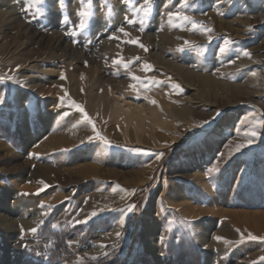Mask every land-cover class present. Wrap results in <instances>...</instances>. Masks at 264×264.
<instances>
[{"label":"rangeland","instance_id":"374dc122","mask_svg":"<svg viewBox=\"0 0 264 264\" xmlns=\"http://www.w3.org/2000/svg\"><path fill=\"white\" fill-rule=\"evenodd\" d=\"M142 5L91 0L81 31L89 0H44L40 15L0 0V77L18 82L0 83V213L15 221L0 227V264H264V0H153L143 30ZM66 124L87 136L39 152ZM86 163L94 174L81 177Z\"/></svg>","mask_w":264,"mask_h":264},{"label":"snow or ice","instance_id":"6c2138e0","mask_svg":"<svg viewBox=\"0 0 264 264\" xmlns=\"http://www.w3.org/2000/svg\"><path fill=\"white\" fill-rule=\"evenodd\" d=\"M83 2V0H82ZM179 3H180V6L181 8H186V7H189V0H179ZM44 4V0H25V5H26V8H25V11H31L33 12L34 15H40L42 14L43 12V9L40 7L41 5ZM59 4L61 5V7L64 6L65 4V0H59ZM153 0H143V5H142V11H143V15L140 16V19H139V24L141 25V30H143V26L149 21L150 17L152 16V13H153ZM94 17V12L92 11V8H91V0H89V8L87 10H80L78 12V24L76 25V27H78L81 31H84L86 30L88 27H89V23L90 21L92 20V18ZM126 19V22L129 23V24H133V23H136L137 21L135 19H131L129 20L127 17L125 18ZM168 19L169 21H172V22H175V21H180L182 23H190L193 25V29H196L197 28V24L198 22L196 21H193L191 20L190 17H188L187 15H183L180 11H176V12H168ZM68 21V17L67 16H64L62 18V22L66 23ZM120 32H124V29L123 28H120L119 29ZM202 31H204L205 33L207 32H211L212 30L209 29V28H203ZM73 35H76V32H73ZM125 35H127V33H125ZM116 37H109V39H114ZM208 40L211 41L212 40V37L209 36L208 37ZM74 43L76 41H73ZM129 43H132V44H139V41L138 40H131V41H128ZM186 44L189 43V42H185ZM231 42L227 39L224 40L223 42V45L220 46L219 48V52L220 53H226L228 51V46ZM139 47L143 48L145 51H147V48L143 45V44H139ZM183 50V49H181ZM244 56H249L250 54L246 51H244L242 53ZM234 62V61H232ZM120 63V61L118 60H114L113 61V64H118ZM149 66L145 65V68L147 69ZM61 79H65V77L62 75L61 76ZM5 81H11L12 83H18L12 76H7V77H0V83H4ZM62 99V98H61ZM6 102V95L3 93L2 90H0V105L4 104ZM151 103L155 104L156 101L153 100L151 101ZM75 108L78 112L82 113L84 115V119L85 120H88V117H87V114L84 112V109L81 108L79 105H75ZM64 116H68L70 115V113H63ZM219 115V112H217V116ZM213 119H215V117H213ZM204 124H207L209 123V121H204L203 122ZM257 126H262L261 122L257 121L253 127L251 128L250 131H248L246 134H245V143H239V144H236L235 146V152H240L242 149L252 145L254 143V140L255 138L259 135V133L256 131V127ZM93 131H95V127L93 125ZM97 136H99V133L96 134ZM89 140H92L93 137H89L88 138ZM104 143L106 146H111L110 142H108L107 140H104ZM64 151H70L69 150H64ZM162 155V154H161ZM157 159H160V155H157ZM218 169L213 167L212 169H210V171L212 172H215L217 171ZM41 183H43V181H41ZM40 191H43V189H40ZM43 207V205H42ZM135 206H129L127 208V213H131L133 210H134ZM125 213V214H127ZM45 215L47 213H44ZM97 213L95 211H93L89 217H87L85 220L83 221H80V220H77L75 221L76 224H79V223H87L89 219H91L92 217L96 216ZM31 232H36L37 229L33 228L30 230ZM120 233L117 232L116 233V236L117 238L119 239L120 238ZM249 239H256V237L254 236H249L248 237ZM163 237H161V241H163ZM217 242H221L223 241L225 244H229L231 243L230 241H227L225 240L224 238L222 237H215L214 238ZM25 248L27 246H24ZM101 247H105L104 245H101ZM105 255H107V253H105ZM261 260H264V258H261Z\"/></svg>","mask_w":264,"mask_h":264},{"label":"bare ground","instance_id":"6f19581e","mask_svg":"<svg viewBox=\"0 0 264 264\" xmlns=\"http://www.w3.org/2000/svg\"><path fill=\"white\" fill-rule=\"evenodd\" d=\"M70 83L71 85L75 84V80L72 77H69ZM96 84V83H94ZM94 101L96 102V105L100 106H105L108 101H109V97H108V92L107 90L103 89L101 91V94L95 95L93 97ZM67 125V124H66ZM64 125V126H66ZM68 126V125H67ZM77 127L74 126H68L67 129H63V128H58L56 131H54V133L52 135H50L47 140L42 143L39 147H38V151L39 152H46V151H53V150H59V149H68V148H73L76 145H78L82 139H84L85 136H87V132L81 131L80 129H76ZM6 150V147L4 148L2 142H0V148H2ZM7 152V151H5ZM9 152V151H8ZM13 153V152H12ZM14 154V153H13ZM1 155V154H0ZM5 155V154H4ZM14 159L16 158V155H11L10 154V158ZM8 159V157H6ZM19 158V157H18ZM8 161V160H7ZM26 161V160H25ZM4 162V161H3ZM6 162V161H5ZM4 162V163H5ZM89 162V161H88ZM8 163V162H7ZM16 163V162H15ZM10 164V163H9ZM18 164V163H17ZM21 164V163H20ZM5 165V164H4ZM22 165V164H21ZM6 166V165H5ZM4 166V167H5ZM14 166V164H12V167ZM19 167V164L17 165ZM43 166V165H42ZM10 167V166H9ZM24 167V165L22 166ZM26 167V166H25ZM39 167V166H38ZM40 168V167H39ZM97 168V167H96ZM51 169V168H50ZM55 169V168H54ZM80 169H82V171H80ZM78 169L79 173L78 175L83 177V176H91L94 174L95 171V167L94 164L92 163H86L82 168ZM2 170V169H1ZM13 170V169H12ZM46 170V169H45ZM61 169H55V171H60ZM75 170V169H74ZM77 170V171H78ZM39 171V170H38ZM67 171V170H66ZM76 171V172H77ZM41 172V171H40ZM43 174V173H42ZM60 174V173H59ZM62 174V173H61ZM60 174V175H61ZM44 175V174H43ZM58 175V176H60ZM38 177V176H37ZM8 191V190H7ZM11 192V191H8ZM19 201H15V202H11L8 205L3 204L1 207V210L5 209L7 211H12L14 208L16 207H20L17 206V203ZM24 205V204H23ZM16 206V207H15ZM20 212V211H19ZM200 212V210H199ZM199 214V213H198ZM8 216V215H7ZM5 214H1L0 213V227L4 230H9V228H11V226L14 224L15 221H13L11 218L7 217ZM29 220V219H28ZM29 223V221H28ZM11 230V229H10ZM202 235V234H201ZM148 244L152 245L155 248V251L157 252L158 249L156 247V243L152 240V239H148L147 241ZM203 247L204 244L202 243ZM151 247V246H150ZM205 248V247H204ZM6 254V253H5ZM154 255V254H153ZM157 256V255H156ZM212 257V253H208L206 254V259L211 258Z\"/></svg>","mask_w":264,"mask_h":264}]
</instances>
